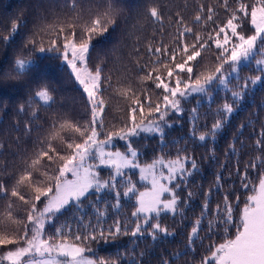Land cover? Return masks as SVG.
Here are the masks:
<instances>
[{
	"label": "snow or ice",
	"instance_id": "snow-or-ice-1",
	"mask_svg": "<svg viewBox=\"0 0 264 264\" xmlns=\"http://www.w3.org/2000/svg\"><path fill=\"white\" fill-rule=\"evenodd\" d=\"M68 7L74 15L56 16L52 22H44L27 43L40 52H55L67 65L86 97L88 115L80 120L53 121L31 155L24 158L23 167L9 181L0 180V201L4 202L0 211V248L4 249L0 264H106L103 259L96 261L85 255L91 251L86 242L119 235L147 236L156 241L161 236L173 235L162 225L161 216L171 214L183 218L177 189L187 187L188 178L199 172V166L187 155V149L178 151L174 158L161 154L150 163L141 164L131 138L141 133L156 134L164 143L165 129L172 126L168 118L183 116L184 102L196 97L211 98L214 90L223 89L230 95V101L225 99L217 109L210 131L197 136L198 109L193 107L189 114L195 139L200 142L209 137L215 139L243 105L250 90L256 86L264 88V0H232L231 3L219 0V7L224 9L227 18L218 24L213 19L216 9L202 4L192 26L176 14L177 29L171 45L160 42L153 47L149 42L150 60L141 66L138 86L125 83L114 89L125 101H130L127 120L119 128L113 125L112 130H106L102 89L113 85L111 77H103L99 65L89 66L90 50L97 35L108 33L109 27L115 26L120 10L114 0H103L94 9H84L79 0H70ZM148 14L163 24L158 7H150ZM209 21L215 25L211 31L195 30ZM242 22L250 25V34L244 33ZM17 29L18 23L13 21L11 32L3 35V42L8 43ZM35 35L42 37L39 44ZM45 36L47 47L43 43ZM213 46L215 59L205 63L202 54ZM31 63L27 58L18 57L10 75L20 77L30 71ZM252 64H255L254 74L242 77L241 72ZM147 82L154 87H145ZM252 95L254 99L255 93ZM35 99L49 105L54 102L47 87L40 88ZM259 107L264 109V103ZM19 111L24 112L25 106L21 105ZM31 116L32 120L25 123V134H30L31 125L39 120L35 110ZM251 123L240 125L238 136ZM114 138L126 142L125 151L111 149ZM255 146L260 154L246 164V169L261 170L255 182L247 172L242 177V187L249 194L243 207L236 209L238 220L234 222V208L227 196L223 208L217 204L214 210H209V189L203 194L201 214L191 227L185 252H177L164 264H176L201 240V224L205 219L210 233L207 239L211 240L219 231L224 235L222 242L208 247L199 264H264V124ZM229 147L236 151L235 145ZM101 168L112 169L107 179L102 178ZM129 168L139 169L140 180L147 181L150 187L140 190L127 175L125 170ZM219 181L217 176V187ZM93 193L94 199L90 195ZM106 194H111V202L105 198ZM193 195L188 191V198ZM122 197L134 201L131 218L121 215ZM236 200L238 203L239 197ZM183 203L186 205L187 200ZM109 209L115 214L113 223L104 228ZM69 211L75 213V231L67 221L57 226L61 216ZM46 226H51L53 231H47Z\"/></svg>",
	"mask_w": 264,
	"mask_h": 264
},
{
	"label": "trees",
	"instance_id": "trees-1",
	"mask_svg": "<svg viewBox=\"0 0 264 264\" xmlns=\"http://www.w3.org/2000/svg\"><path fill=\"white\" fill-rule=\"evenodd\" d=\"M69 3L70 0H0V180L9 181L11 176L23 167L24 158L31 155L37 147L38 139L47 134L53 121L60 118L80 120L88 115L86 97L67 65L55 52H40L38 48L27 43L44 22L50 23L56 16L74 15L69 10ZM101 3L103 0H79L84 9H94ZM114 3L120 10L117 23L109 27L108 33L97 35L93 39L89 65L91 68L99 65L103 70V77H111L113 87L105 85L102 89V98L105 101L102 116L106 130H112L113 125L119 128L127 120V106L130 101H125L118 95L115 87L125 83H131L133 87L138 86V76L142 74L141 66L150 60L149 42H152L153 47L160 42L166 45L174 42L177 13L189 26L193 25V18L202 4L216 9L213 19L217 24L227 18L224 9L219 7V0H114ZM153 6L160 10L163 24L149 16L148 9ZM13 21L18 23V29L9 42L4 43L3 35L11 32ZM214 26L213 22L209 21L204 27H197L195 30L204 33L211 31ZM241 28L245 34H250L249 24L242 22ZM35 39L39 44L42 37L35 35ZM47 42L48 37H43L45 47L48 46ZM215 51L213 46L202 54L205 63L215 59ZM18 57L27 58L32 63L30 71L14 78L10 73ZM254 69L255 64H252L241 72V76L253 75ZM144 86L154 87L151 82ZM43 87L51 90L54 102L50 105L35 99V93ZM252 92L255 93L254 99ZM225 99L230 101L226 90L216 89L211 98L196 97L184 102L182 106L185 114L170 115L168 118L172 126L165 129L164 143H161L156 134L141 133L131 138L132 146L139 152L138 162L141 164L150 163L161 154L174 158L178 151L182 153L187 149V155L193 157L199 166V172L188 178L187 187L177 189L183 218L181 215L171 214L161 216L162 225L167 226L173 235L161 236L156 241L147 236L134 238L125 235L109 237L106 240L98 239L86 242L91 248V251L85 253L86 256L96 261L103 259L106 264L110 261H116L117 264H164L165 260H170L177 252H185L191 227L201 214L203 194L209 189V210H214L217 204L223 208L224 198L227 196L234 208V222L238 220L236 209L243 207L249 194L248 189L242 187V177L247 172L249 179L255 182L261 170L246 169V164L260 154L256 149L255 139L259 137L261 126L264 124V109L259 107L264 103V88L256 86L250 90L243 105L232 115L215 139L209 137L204 142L195 139L189 120L190 110L193 107L198 109V136L201 132L211 130L217 109ZM21 105L25 106L24 112L19 111ZM33 110L37 112L39 120L31 125V133L25 134V123L32 120ZM249 121L252 122L251 126L247 127L242 136H238L240 125H247ZM229 145H235L236 151L233 152ZM126 147V142L118 138H114L111 145L112 150L122 152ZM257 164L259 165V161ZM4 169H7L6 173ZM107 169H99L102 178L110 175ZM126 173L140 190L146 187L139 181L135 171L127 170ZM217 176L220 177L219 187L216 186ZM188 191L194 193L191 198L187 197ZM90 195L95 198L94 193ZM236 197H239L238 203ZM105 198L109 202L112 200L111 194H106ZM121 200L124 205L122 217L131 218L134 201L123 197ZM185 200L186 205L183 203ZM3 205L4 202L0 201V211L3 210ZM88 212L90 216L93 215L90 207ZM114 215L109 209L104 228L113 223ZM74 216V211L67 212L61 216L57 226L67 221L75 231ZM131 227L129 224V228ZM46 228L49 232L53 231L51 226ZM201 229V240L196 241L192 248L187 250L188 254L177 260L176 264H199L211 244L222 242L223 231H219L211 240L207 239L210 235L207 219L201 224ZM3 251L4 249L0 248V254Z\"/></svg>",
	"mask_w": 264,
	"mask_h": 264
},
{
	"label": "rangeland",
	"instance_id": "rangeland-1",
	"mask_svg": "<svg viewBox=\"0 0 264 264\" xmlns=\"http://www.w3.org/2000/svg\"><path fill=\"white\" fill-rule=\"evenodd\" d=\"M70 70V69H69ZM70 72H71V70H70ZM77 83V82H76ZM78 84V83H77ZM79 85V84H78ZM101 169H107V168H101ZM107 170H109V172L111 173L112 172V169H107ZM127 170H132V171H135L136 172V176L138 177V179H139V181L140 182H143L145 185H146V187H150V184H148V182L147 181H141L140 180V178H139V169H131V168H129V169H126L125 171H127ZM128 174V173H127ZM102 175V174H101ZM103 178H105V179H107L108 177L106 176H104ZM119 179V178H118Z\"/></svg>",
	"mask_w": 264,
	"mask_h": 264
}]
</instances>
